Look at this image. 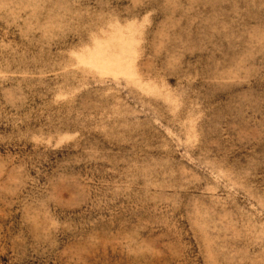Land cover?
I'll use <instances>...</instances> for the list:
<instances>
[{"label":"rangeland","instance_id":"rangeland-1","mask_svg":"<svg viewBox=\"0 0 264 264\" xmlns=\"http://www.w3.org/2000/svg\"><path fill=\"white\" fill-rule=\"evenodd\" d=\"M0 264H264V0H0Z\"/></svg>","mask_w":264,"mask_h":264}]
</instances>
